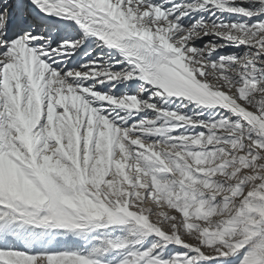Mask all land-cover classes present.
Segmentation results:
<instances>
[{"label":"snow or ice","instance_id":"snow-or-ice-1","mask_svg":"<svg viewBox=\"0 0 264 264\" xmlns=\"http://www.w3.org/2000/svg\"><path fill=\"white\" fill-rule=\"evenodd\" d=\"M0 264H264V0H0Z\"/></svg>","mask_w":264,"mask_h":264}]
</instances>
